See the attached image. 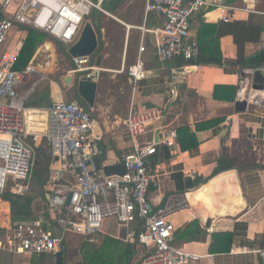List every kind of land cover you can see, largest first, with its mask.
Masks as SVG:
<instances>
[{
    "label": "crops",
    "instance_id": "crops-1",
    "mask_svg": "<svg viewBox=\"0 0 264 264\" xmlns=\"http://www.w3.org/2000/svg\"><path fill=\"white\" fill-rule=\"evenodd\" d=\"M19 1L22 2L16 0L13 9L18 6ZM216 1L230 10L224 11L221 7L209 8L194 19L192 34L199 43L200 36L203 39L211 35L210 32L206 34L203 25L216 26L215 35L220 37L219 44L211 43L209 40L206 42V51L215 54L220 52L224 61L223 67L192 65L183 60L173 61L168 65L162 63L155 53V37L151 33L161 26V18L153 14L145 17L144 0H128L124 7L118 10L120 14L117 11L119 15L116 16H120L121 19L116 17L115 19H120L124 24L133 27L145 26L147 31L142 33L138 28L127 31V42L119 66L121 67L122 63L126 64L128 59L131 64L128 69L137 64L139 47L143 39L146 51L141 58L144 62L145 76L135 85L133 78L128 75L130 92L122 96L110 91L106 93V87L100 80L94 108L86 107L93 112L102 131L99 143L100 160L104 168L121 164L120 160L125 155L134 152L125 124L132 106L136 111L162 108L165 113L164 122L151 127L148 133L140 138L141 143L156 142L162 129L175 128L178 131L182 126H190L196 135L198 145L183 151L177 139V146L170 151L169 159H165L164 150L155 158V163L160 166L165 176L162 190L151 191L150 200L160 206L165 197L172 192H182L189 196L191 208L174 216L172 221L177 228L176 243L177 235L185 232L195 220L200 221V227L206 232V236L201 240L181 242L176 246L204 256L199 264H264V257L261 255L231 252L234 248L242 246L264 249V110L253 105L251 101L255 98L264 100V90L249 89L247 93L251 95V102H248L245 111H237L236 105L241 102L239 95L245 90L244 81L250 77L243 73L246 69H238V72L230 73L225 71V69L232 70L233 67L237 69L236 65L239 64L241 57L249 59L264 52V0ZM227 13L231 20L229 23H224L222 17ZM7 16L12 17V14ZM120 24L124 26L123 23ZM225 24L230 27L229 34L225 33L223 28ZM27 28L30 27L20 26L13 32L12 39L16 42L21 40L20 34L16 33L21 29L24 33L22 37L24 43L28 34ZM95 28L98 31L99 25ZM16 34L17 37L14 38ZM96 63L97 59L93 64ZM182 68H188L190 75L176 82L172 70ZM39 74L41 72L38 70V73L28 77ZM28 77L20 84L18 92L26 98L25 106L31 111L33 130L44 132L47 126V110L55 102L81 100L76 85L46 87L38 81L25 82ZM219 86L236 87L235 99L232 100L234 92L228 95V92L221 88L216 93L218 98H215V89ZM224 98L227 99L223 100ZM215 119H220L222 122L209 130L198 128L200 123ZM34 149L32 169L45 167L41 171L38 183L33 184L31 175L26 182L28 191L24 196L33 199V217L14 222L10 203L0 198V214H3L4 219L0 225V241L5 232L16 222L37 218L54 221L56 218L57 212L47 205L49 196L45 187L57 166L51 164L49 146L45 141ZM36 150L46 153L44 165L43 161L37 159ZM223 156L233 162L234 167L214 176L218 162ZM181 175L183 178L179 179ZM190 178L194 184V189L191 190L186 187V181ZM60 184L72 187L75 185V178L65 175L60 180ZM208 185L211 188L206 191ZM8 190L16 192L13 184ZM129 230L138 232L133 226ZM129 230L120 227L113 220H107L102 232L97 234L95 243L89 242L83 234L74 231L52 228L51 232L63 235L64 253L68 239L69 253L64 264H70L75 258H82L87 262L91 255H95L96 250L100 251V254L103 251L104 257H110L109 249L118 245L125 253L131 252L130 256L125 257L124 264H136L144 256L147 248L137 240H127L126 235ZM214 234L226 237H222L215 245V249L220 251L211 252L210 246ZM111 242L117 244L108 246ZM91 245L98 247L94 250V247L91 249ZM223 247L226 248L225 252L221 251ZM198 251L207 253L202 254ZM41 257L43 256L26 253L12 255L0 249V264H33ZM49 258L50 262L43 264L56 263L52 257Z\"/></svg>",
    "mask_w": 264,
    "mask_h": 264
},
{
    "label": "built area",
    "instance_id": "built-area-1",
    "mask_svg": "<svg viewBox=\"0 0 264 264\" xmlns=\"http://www.w3.org/2000/svg\"><path fill=\"white\" fill-rule=\"evenodd\" d=\"M105 0H22L13 9L16 0H0V193L13 184L15 193L25 195L35 154V147L45 141L49 146L53 174L46 184L48 207L57 212L56 218L19 221L5 232L0 249L12 255L56 257L64 249L63 235L51 232L52 228L83 234L89 242L97 241L105 222L113 220L129 230L127 240H137L147 251L136 264H199L204 256L174 245L177 228L172 218L191 208L189 196L182 192L168 194L159 206L153 203L151 191H161L163 177L155 158L167 147L177 146L178 131L165 129L155 142L141 143L148 130L165 120L162 108L135 110L130 108L126 128L134 152L125 155L120 163L125 165L123 176H107L101 164L100 141L102 131L93 112L78 101L61 100L47 110L44 132L33 130L31 111L25 106L26 98L18 88L26 77L38 73L33 65L19 67L24 43L20 40L11 48L6 44L13 32L30 27L42 32L64 47L76 43L86 18L93 11L115 18L103 7ZM223 8L216 0H144V14L161 18L162 24L151 31L155 37L157 55L162 63L183 60L197 61L201 55L198 40L192 34L193 21L209 8ZM251 10V9H250ZM254 11V10H251ZM12 14V17L7 16ZM229 23L230 15L223 17ZM119 22L123 21L117 19ZM128 32L145 26L124 24ZM146 51L142 39L137 64L127 73L137 85L145 76L141 55ZM75 67L69 72L74 78L101 80L106 70L93 64L90 58L73 59ZM264 68L246 69L241 102H251L264 110V100L251 99L254 77ZM176 82L186 79L188 68L173 69ZM249 87V88H248ZM247 89V91H246ZM65 175L75 178L72 187L60 184ZM192 175V174H191ZM73 194L69 205L67 199ZM232 254H256L264 257V249L249 246L234 248ZM56 264V263H55Z\"/></svg>",
    "mask_w": 264,
    "mask_h": 264
},
{
    "label": "rangeland",
    "instance_id": "rangeland-1",
    "mask_svg": "<svg viewBox=\"0 0 264 264\" xmlns=\"http://www.w3.org/2000/svg\"><path fill=\"white\" fill-rule=\"evenodd\" d=\"M94 1L97 2L98 0H94ZM118 12L116 13V15L120 14V12L119 14ZM116 15L112 14V16L116 18H120V16H116ZM86 22H92L99 25L100 31L98 30L97 32L99 36V47L101 48L100 51L97 53L96 57L94 58L95 59L94 61L96 62V59L101 58L102 61L101 67L106 70L105 72H103L101 77V82L106 87V93L110 91L114 94L117 95L119 94L120 96H122L124 93H129L130 86H129V76L127 74V71H128V67L131 65L130 59L126 61V64L122 63V66L121 67L119 66L121 62V54L127 42V37H128L126 35V33H128L127 28L122 24H120V22H118L115 18L101 14L97 11H93L92 15L86 18L85 23ZM97 25H95V27ZM16 33L20 34L22 41L23 40L22 37L24 33L21 32V29ZM17 34L14 36V38L17 37ZM28 35L29 33L27 34V37ZM12 38H9L6 44L7 49H11L16 44V41H14ZM67 51H68L67 47H64L57 41L48 37L47 40L38 47L33 58L28 63L29 65H33L34 67L38 68L41 74L28 77V79L25 82H28L29 80L34 82L38 81L41 83L42 86H46V87L51 85L54 87L55 86L57 87V85L63 86L62 77L69 75L70 74L69 72L74 68L75 65L72 58L67 54ZM169 63L170 62H167L166 64L168 65ZM115 75L117 76L112 78ZM36 155H37L36 156L37 159L43 161V165H44L45 164L44 158L46 153L39 152L36 150ZM41 167L40 168L36 167L32 169L31 177L34 182L33 184H36L40 181L41 171L45 166H41ZM2 220H4L3 214H0V225H2ZM183 233L184 232H182L179 235L177 239V243L175 239L174 242L175 246H177V244L181 242H187V236L185 233L184 234ZM66 242H67L65 247L66 251L64 253L65 260L69 253L68 239L66 240ZM91 246H92L91 249H93L94 247V250L97 249L98 247L97 245H95L96 247L93 245ZM125 247L123 246V248ZM109 250L110 251L108 255L111 256L102 257L104 258V260H106L109 264H124L126 255H125V251L122 250V247L112 246ZM198 252L202 254L207 253L206 251H198ZM91 257L87 259V262L82 258H75L70 262V264H84V263L98 264L94 256L91 255ZM48 262H50V258L46 256H43L40 259L35 260V264H43Z\"/></svg>",
    "mask_w": 264,
    "mask_h": 264
},
{
    "label": "trees",
    "instance_id": "trees-1",
    "mask_svg": "<svg viewBox=\"0 0 264 264\" xmlns=\"http://www.w3.org/2000/svg\"><path fill=\"white\" fill-rule=\"evenodd\" d=\"M128 0H105L103 3V7L106 11H108L110 14H114L116 15L117 11L127 2ZM105 4V6H104ZM227 24H225L223 26V28L225 29V33L229 34L230 27L228 28V26H226ZM204 29L207 31L206 34H208V32L211 33L210 36L207 37H202L200 36L199 38V45H200V49H201V55L199 57V59L197 61H193V62H188L189 64L192 65H205V66H217V67H223L224 66V61H223V57L221 55L220 52H218V54L215 53H208L206 51V46L209 40H211V43H217L219 44V38L218 36L215 35L216 32V26L213 25H203ZM222 27H220L221 29ZM27 31L29 33L28 37L26 38L25 42H24V46L22 48V52H21V56H20V60H19V67H24L27 66L28 63L31 61V59L33 58L36 50L38 49V47L43 44L48 36L40 33L32 28H27ZM100 31V30H99ZM209 38V39H208ZM204 40V41H202ZM205 42V43H204ZM204 45H205V50H204ZM101 47H98L96 53L93 55L91 62H94V58L96 57L97 53L100 51ZM236 67H238L237 69L235 67H233V69H225V71L227 73L230 72H238L240 70H244V69H259V68H264V52H262L261 54L249 58V59H244V58H240L239 60V64L236 65ZM219 88L221 89H225L229 93H233L234 98L232 100L235 99V95L237 94V88L236 87H216L215 89V98H218L217 94L219 90ZM223 91V90H222ZM220 92V91H219ZM77 95V94H76ZM229 97V96H228ZM227 98H224L223 100H225ZM79 102L83 105H85V103L82 100H79ZM86 106V105H85ZM222 122V120L220 119H215V120H210V121H206L203 123H200L198 125L199 129H203V130H209L210 128H214L216 126H218L220 123ZM178 142L179 145L181 146V149L183 151L189 150L192 147H195L198 145L197 143V139H196V135L194 132H192L190 126L185 125L182 126L179 130H178ZM233 162L229 161L228 158L226 156H223L217 165V168L214 172V176L221 174L223 172L229 171L231 170L234 165H232ZM179 179H182L183 176L181 175L180 177H178ZM179 181V180H178ZM211 188L210 185L206 186V191H208ZM9 189V188H8ZM5 190L2 194H0V198L4 201H7L10 203L11 205V211H12V220L15 222L17 220L20 219H27V218H31L33 217V211H32V203H33V199L31 197L28 196H24V195H18L16 194L14 191L12 190ZM187 236V242H195L198 240H201L203 237L206 236V232L201 229L200 227V221L199 220H195L193 223H191L186 231L184 232ZM183 233V234H184ZM180 235V234H179ZM179 235H177V239L179 237ZM222 237H226L225 235H216L214 234L212 236L213 238V243L210 246V251L211 252H216V251H220L215 249V245L216 243H218V241L222 238ZM115 244H117V242H114ZM114 243H110L109 245H115ZM118 247H120V245H118ZM221 251H226V248L223 247V249H221ZM101 254L103 255V251L101 252ZM100 251L98 252L96 250V253L94 256V258L96 259L98 264H109L106 260H104V255L101 256ZM126 257L131 255V252L125 253ZM35 264V263H33ZM86 264V263H84Z\"/></svg>",
    "mask_w": 264,
    "mask_h": 264
},
{
    "label": "water",
    "instance_id": "water-1",
    "mask_svg": "<svg viewBox=\"0 0 264 264\" xmlns=\"http://www.w3.org/2000/svg\"><path fill=\"white\" fill-rule=\"evenodd\" d=\"M99 47V36L98 32L92 22H86L82 28L78 40L74 45H72L67 54L72 59H85L91 58L96 53ZM157 53V49H155ZM96 65L101 67V58L97 59ZM62 82L66 87L73 85L77 86V92L80 99L85 103L89 109H93L96 102L98 82L85 79V78H74L73 75L69 74L62 77ZM253 89L264 90V71L257 72L254 77ZM247 107V102H238L236 105L237 111H245ZM165 159L170 158V150L167 147L163 148ZM105 174L107 176L119 175L123 176L126 174V168L123 164L112 165L104 168ZM187 189H194L193 180L190 178L186 181ZM73 194H70L67 199V205H69ZM64 251L59 253L56 257V264H64Z\"/></svg>",
    "mask_w": 264,
    "mask_h": 264
},
{
    "label": "bare ground",
    "instance_id": "bare-ground-1",
    "mask_svg": "<svg viewBox=\"0 0 264 264\" xmlns=\"http://www.w3.org/2000/svg\"><path fill=\"white\" fill-rule=\"evenodd\" d=\"M129 26V25H128ZM189 200H190V198H189ZM190 203H191V200H190ZM211 203V202H210ZM212 208H213V203H212Z\"/></svg>",
    "mask_w": 264,
    "mask_h": 264
}]
</instances>
